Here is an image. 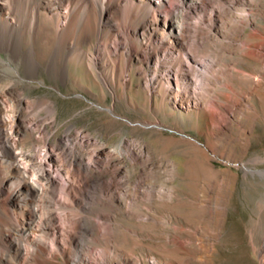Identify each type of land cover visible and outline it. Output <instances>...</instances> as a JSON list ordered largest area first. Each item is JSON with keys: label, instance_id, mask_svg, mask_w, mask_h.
<instances>
[{"label": "rangeland", "instance_id": "1", "mask_svg": "<svg viewBox=\"0 0 264 264\" xmlns=\"http://www.w3.org/2000/svg\"><path fill=\"white\" fill-rule=\"evenodd\" d=\"M258 21L264 25V19ZM211 46V41L204 42L198 53H212ZM84 47L92 51L88 44ZM139 47L136 55L124 53V83L116 89L117 97L101 85L97 70L87 62L76 66L65 82L58 79L55 68L45 67H40L36 78L25 79L24 66L10 65L7 54L0 52V101L8 115H20L34 126L33 134L21 140L19 148L41 157L47 142L70 143L72 134L83 131L103 141L84 143L85 153L116 147L123 137L137 139L150 152L148 157L142 156L125 143L122 159L113 154L110 168L105 170L95 164L91 174L96 180L85 185L69 174L68 163L61 151L55 150V175L61 184L67 178L72 181L69 187L57 189L54 209L60 223L69 224L65 215L77 213L91 233L82 235L84 244L79 249L86 251L87 244L111 246V260L117 264L139 258L146 264L160 260L167 264H262L264 82L257 84L259 92L252 90L243 98L242 92L255 83L237 72L232 84L238 90L234 98L241 100L239 120L215 129L202 107L185 109L174 104L161 93L162 88L149 96L144 83L153 65L148 57L161 50L162 44L151 38L148 46ZM116 55L112 52V60L105 62L113 63ZM232 55L239 57L236 69L243 66L256 75L264 68L252 53ZM14 79L23 92V104L3 93L2 87ZM218 93L225 99V92L218 89ZM242 101L249 105L245 108ZM46 102L52 106L47 107ZM32 168L35 173L37 167ZM120 175L124 179L119 199L110 189ZM102 221L111 225L110 233L102 232ZM197 238L205 248L198 247Z\"/></svg>", "mask_w": 264, "mask_h": 264}, {"label": "bare ground", "instance_id": "2", "mask_svg": "<svg viewBox=\"0 0 264 264\" xmlns=\"http://www.w3.org/2000/svg\"><path fill=\"white\" fill-rule=\"evenodd\" d=\"M263 14V0H0V52L7 54L10 65L24 66L25 79L36 78L40 67H45L55 68L58 79L65 82L76 66L87 62L97 70L101 85L117 97L116 89L124 83V53L129 57L138 54L140 45L148 46L155 38L162 49L148 57L153 65L144 83L149 96L162 88L160 92L174 104L208 111L213 127L222 129L239 120L241 100L234 98L237 89L232 84L237 72L255 83L242 92L243 98L252 90L259 92L257 84L264 82L263 67L256 75L243 66L236 69L239 57L232 55L249 52L264 63V25L258 21L264 19ZM206 41H211L212 53H198ZM112 52L117 55L108 64L105 60H112ZM17 84L15 79L9 81L2 87L3 93L22 103L23 92ZM218 89L225 92V99ZM242 105L246 108L249 103L242 101ZM33 131L34 126L20 115H8L0 101V264H117L111 260V246L87 244L86 251L79 249L84 244L82 235L91 233L77 213L65 215L69 224L60 223L54 209L57 189L69 187L72 181L67 178L61 184L55 175V150L61 151L69 174L88 185L96 180L91 174L95 164L102 170L110 168L113 154L122 159L125 143L148 157L146 145L123 137L116 147L85 153L84 143L103 141L80 131L69 137L70 143L47 142L44 154L38 157L18 147ZM33 166L37 167L35 173H31ZM119 177L110 189L116 198H121L123 189L124 177ZM124 196H128L125 189ZM100 227L103 233H110L108 222L102 221ZM196 241L205 248L201 238ZM259 255L264 264V241ZM129 264L146 262L139 258ZM156 264L167 263L160 260Z\"/></svg>", "mask_w": 264, "mask_h": 264}]
</instances>
